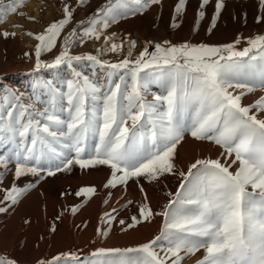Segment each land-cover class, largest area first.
<instances>
[{"label":"snow or ice","instance_id":"obj_1","mask_svg":"<svg viewBox=\"0 0 264 264\" xmlns=\"http://www.w3.org/2000/svg\"><path fill=\"white\" fill-rule=\"evenodd\" d=\"M160 2L108 0L63 36V47L52 61H44L42 53L56 47L74 19L69 0L62 16L35 34L34 49L36 72L69 70L65 88L37 80L27 93L0 89V147L12 146L9 156L0 155V185L14 161L13 182L8 188L0 187L4 193L0 213L17 205L46 178L75 166L82 170L108 167L110 177L103 187L112 190H126L130 182L141 179L159 183L167 175L180 178L177 192L168 194L170 199L159 212L153 210L140 185L143 201L136 205L135 214L118 219L120 211L135 203L128 200L100 217L104 227L97 232L106 238L115 223L127 231L160 216L162 227L151 240L131 248L100 247L86 258L60 253L38 264H183L201 250L204 255L196 264H264V119L259 118L264 116V95L248 105L242 102L258 88L264 89V34L247 38L243 48L237 47L240 37L223 45L165 42L156 44L152 52L145 48L134 59L135 41L130 40L127 55L118 62L103 60L100 54H71L73 45L99 40L118 18ZM78 3L83 6L86 0ZM188 3L176 0L172 27L179 26ZM210 3L199 0L195 29ZM259 3L264 10V0ZM23 4L24 0H11L8 10L16 13ZM224 7L225 0H215L209 32ZM257 22H264V17L258 16ZM15 35L0 32L5 39ZM116 37V33L104 36L100 52L123 49ZM82 61L103 70V80L77 70L74 62ZM151 84H160L165 94H152L149 101ZM187 137L219 146L225 162L197 158L186 172L179 170L177 148ZM21 179L27 180L22 186ZM95 193V186H82L74 195L86 203ZM81 207L72 206V214ZM0 264L17 262L0 255Z\"/></svg>","mask_w":264,"mask_h":264},{"label":"rangeland","instance_id":"obj_2","mask_svg":"<svg viewBox=\"0 0 264 264\" xmlns=\"http://www.w3.org/2000/svg\"><path fill=\"white\" fill-rule=\"evenodd\" d=\"M68 2L69 0H24V4L20 6L19 10L16 13H12L8 10L11 0H0V14H3V19L0 20V32L7 30L16 34L14 37L6 39L0 37V89L8 87L27 93L31 92L32 84L37 80L42 83L51 81L61 89L65 88L67 79L71 78L69 70L67 68L43 69L40 72H36L34 70L36 62L34 49L38 43L35 39V34H40L49 23L60 18L63 6ZM70 3L75 9L74 19L58 39L56 47L51 52L42 53L41 59L44 61H52L63 47V36L71 31L73 27L78 28L77 22L86 21L87 18L96 13L97 9L104 7L108 0H86L83 6L78 3V0H70ZM194 3L195 5L191 9L187 6L186 12L177 21L178 27H172L174 6H170V2L161 0L158 6L154 4L143 12H136L135 14H128L125 17L118 18L116 23L111 24L108 29L104 30V35L99 40L90 38L83 45H73L70 49L71 54H100L103 60L118 62L127 55V47L130 40L135 41V46L132 48V58L134 59L145 48L152 52L155 51L156 44L165 45V42L177 46L185 42L223 45L232 43L240 37L242 38L241 44L237 47L243 48L247 46V38L264 34V22H257L258 16L264 17V10L260 8L259 0H225V7L211 32L208 29L214 13L215 0H211L208 5L207 14L200 22L198 29H195L194 25L199 0H194ZM129 7H133V5H129ZM165 7H172L171 13L163 15L162 9ZM7 18H10V20L6 21ZM29 32L33 33V35H29ZM112 33L117 34L116 43L123 42V49L101 53L100 50L105 45L104 36ZM77 34L79 35V32ZM25 53H29V55H25ZM74 66L90 78H99L100 80L104 78V71L94 68L88 62H74ZM149 93L147 99L152 101V94H165V90L160 84H151ZM261 95H264V89L258 88L254 93L248 94L242 102L248 105ZM259 118L264 119V116H259ZM183 143L181 142L177 148L178 158L176 159V166L179 170L186 172L188 166L197 158H219L222 162H225V158L221 156L223 149L211 142L200 143L216 147V152L205 150L200 154L195 150L193 155L190 156H183L180 153V147ZM6 147L7 150L5 147H0V155L4 157L10 155L12 146ZM2 170L0 169V171ZM13 174L14 161L8 164V170L2 178L3 183L0 187L8 188L13 182ZM109 177L110 169L106 166H99L94 170H82L75 166L71 171L60 172L54 177L46 178L35 189L30 190L17 205L10 207L4 213H0V226H2L13 215V210L16 206L25 202L33 194L39 196L38 203L40 207L38 205L37 211L34 210L31 214L28 213L26 214L27 216L24 215L20 219V224L23 226L33 225L36 222L40 224L38 232L36 231L33 239L29 241L24 238L16 240L6 253L0 249V255L14 259L17 264H38L42 260L51 261L53 257L60 253L69 252L79 255L81 258H86L91 252L100 247H136L158 235L163 223V218L160 216H156L150 223L145 222L142 225H138L135 229L127 231H122L120 225L115 223L106 238L99 236L97 229L104 227L100 217L105 212H111L113 208L120 209L128 200H132L135 203L126 210L120 211L118 219H128L130 215L136 213V205L143 201L140 185H143L153 210L159 212L168 203L170 199L168 194L177 192L180 186L179 176L167 175L159 183H149L143 179L139 182L133 181L129 183L126 190L119 187L115 190L105 189L103 185ZM26 182L27 180L21 179L18 183L22 186ZM82 186L96 187V193L91 198H88L86 203L84 198L74 195ZM109 191L112 192L110 197L108 196ZM62 192L72 194L62 197ZM3 195V191H0V200L3 199ZM44 198L49 201L46 205ZM105 200H107V203H105ZM77 204H83V207L73 215L71 208ZM85 224L87 225L86 227ZM53 225L55 226V231L52 230ZM139 229L148 231L144 239L137 241L124 240L125 235L127 237L129 233ZM60 239H66V243L60 245L58 243ZM40 246L43 247L41 251H39ZM203 255L204 252L201 250L195 256L186 257L183 264H196V261L202 258ZM20 258H34L35 261L30 262Z\"/></svg>","mask_w":264,"mask_h":264},{"label":"bare ground","instance_id":"obj_3","mask_svg":"<svg viewBox=\"0 0 264 264\" xmlns=\"http://www.w3.org/2000/svg\"><path fill=\"white\" fill-rule=\"evenodd\" d=\"M164 2H170V6H174L175 3H176V0H164ZM31 4H32V2H31ZM158 5L159 4H157V6ZM194 5H195L194 0H189V3H188L189 9H191ZM171 9H173V8L172 7H170V8L169 7H165L164 9H162V14L165 15V13H168V14L171 13V11H172ZM146 17H147V15H146ZM9 20H10V18H7L6 21H9ZM7 23H9V22H7ZM148 24H149V22H148ZM195 150H197L198 153H200V154H202L205 150H210V152L211 151L212 152H216L217 151L216 147H214V146H212L210 144H201L200 142H197V141L191 139L190 137H187L186 141H184V143L180 147V153L183 156L193 155ZM38 197L39 196H37V194H33L25 202H23L20 205L16 206L15 209L13 210V215L2 226H0V249L4 250L5 253L9 250V248H11L14 245L16 240L24 238L27 241H29L30 239H33V235L35 234V232L36 231L38 232V229L40 228L39 227L40 224H37V222H36V224L28 225V226L27 225L23 226L22 224H20V219L24 215H26L28 213L31 214V212L34 211V210L37 211V207L39 205V203H38V199L39 198ZM44 201H45L44 202L45 205L48 204V202H49L48 199H46V198H44ZM39 207H40V205H39ZM147 232L148 231L144 230V229H139V230L133 231V232L129 233L127 235V237L125 235V239L124 240L125 241L142 240V239H144L146 237ZM58 243L60 245L61 244H65L66 243V239H60L58 241ZM41 250H43L42 246H40V248H39V251H41ZM5 255H7V254H5ZM20 259L21 260H28L30 262L35 261L34 258H31V259L20 258Z\"/></svg>","mask_w":264,"mask_h":264}]
</instances>
